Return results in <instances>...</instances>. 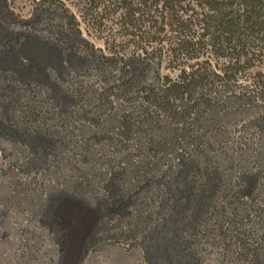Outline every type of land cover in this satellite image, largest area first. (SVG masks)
<instances>
[{"label":"bare ground","instance_id":"bare-ground-1","mask_svg":"<svg viewBox=\"0 0 264 264\" xmlns=\"http://www.w3.org/2000/svg\"><path fill=\"white\" fill-rule=\"evenodd\" d=\"M89 29L105 31L104 48L88 39ZM90 70L101 74L98 86L72 82ZM246 71L119 30L59 0L35 2L26 19L0 0V126L24 146L30 170L64 169L76 189L67 203L90 195L94 204L85 207L102 218L120 205L129 230L119 239L138 235L147 264H199L195 243L215 231L236 241L234 264H264V231L253 238L239 231L236 213L225 216L221 175L196 159L200 139L188 127L214 100L262 99L261 74L245 77L251 90H235ZM114 99L135 101L105 115ZM93 141L121 157L98 152ZM161 151L173 155L165 165Z\"/></svg>","mask_w":264,"mask_h":264},{"label":"rangeland","instance_id":"rangeland-1","mask_svg":"<svg viewBox=\"0 0 264 264\" xmlns=\"http://www.w3.org/2000/svg\"><path fill=\"white\" fill-rule=\"evenodd\" d=\"M10 1L15 12L26 19L39 0ZM64 1L73 7L79 0ZM104 33L99 36L89 29L87 37L96 47L104 48ZM255 69L264 71V63ZM160 73L175 77L177 72L163 68ZM253 74L247 70L235 90H251L250 79L245 77L251 78ZM153 76L149 71L145 81L151 82ZM100 77L99 72L90 70L84 76H75L72 82L81 80L98 86ZM116 101L105 115L115 111L119 103L127 107L135 100ZM212 104L213 108L200 117L201 121L192 124L188 120L189 133L200 139V152L195 150L194 155L221 175L226 198L219 197L217 203L224 205L225 216L233 218L236 213L239 231L255 233L252 237L256 238V234L264 231V96L259 100H214ZM92 144L98 152L114 155L115 160L122 155L107 150L102 142ZM23 147L0 126V264H147L141 243L134 240L140 239L138 235L132 240L123 241L121 236L119 239L121 232L125 235L129 230L127 219L119 215L120 205L102 218L96 209L85 207L94 204L90 195L67 203L65 196L73 195L76 189L67 183L64 169L55 173L44 168L30 170ZM79 151L75 147L67 153ZM160 154L163 159L160 165L173 159L170 151ZM133 187L134 182L126 180L125 188ZM112 235L116 237L110 239ZM234 243L231 234L219 231L199 238L194 246L199 264H234Z\"/></svg>","mask_w":264,"mask_h":264},{"label":"trees","instance_id":"trees-1","mask_svg":"<svg viewBox=\"0 0 264 264\" xmlns=\"http://www.w3.org/2000/svg\"><path fill=\"white\" fill-rule=\"evenodd\" d=\"M75 6L119 30L264 75L254 71L264 63V0H79Z\"/></svg>","mask_w":264,"mask_h":264}]
</instances>
